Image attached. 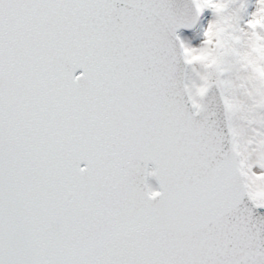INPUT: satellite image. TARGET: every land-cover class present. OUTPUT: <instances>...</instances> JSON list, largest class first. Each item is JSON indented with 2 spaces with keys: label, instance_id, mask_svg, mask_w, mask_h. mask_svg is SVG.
I'll return each mask as SVG.
<instances>
[{
  "label": "snow or ice",
  "instance_id": "snow-or-ice-1",
  "mask_svg": "<svg viewBox=\"0 0 264 264\" xmlns=\"http://www.w3.org/2000/svg\"><path fill=\"white\" fill-rule=\"evenodd\" d=\"M0 264H264V0H0Z\"/></svg>",
  "mask_w": 264,
  "mask_h": 264
}]
</instances>
